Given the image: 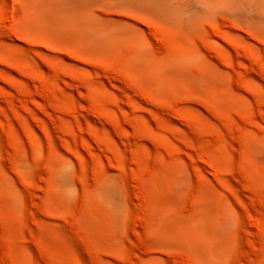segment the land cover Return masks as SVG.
<instances>
[{
    "label": "rangeland",
    "instance_id": "374dc122",
    "mask_svg": "<svg viewBox=\"0 0 264 264\" xmlns=\"http://www.w3.org/2000/svg\"><path fill=\"white\" fill-rule=\"evenodd\" d=\"M25 1L0 264H264V0Z\"/></svg>",
    "mask_w": 264,
    "mask_h": 264
},
{
    "label": "bare ground",
    "instance_id": "6f19581e",
    "mask_svg": "<svg viewBox=\"0 0 264 264\" xmlns=\"http://www.w3.org/2000/svg\"><path fill=\"white\" fill-rule=\"evenodd\" d=\"M6 2L7 0H0V29L2 28L4 24H6L5 19V11H6ZM14 5L23 11H26L28 9V4L25 0H13ZM13 17V16H12Z\"/></svg>",
    "mask_w": 264,
    "mask_h": 264
}]
</instances>
